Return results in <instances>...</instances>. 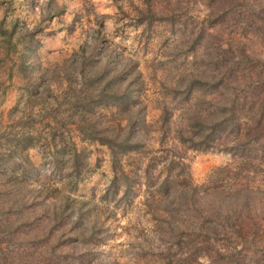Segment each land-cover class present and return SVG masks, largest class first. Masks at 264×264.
Returning a JSON list of instances; mask_svg holds the SVG:
<instances>
[{
	"label": "rangeland",
	"instance_id": "obj_1",
	"mask_svg": "<svg viewBox=\"0 0 264 264\" xmlns=\"http://www.w3.org/2000/svg\"><path fill=\"white\" fill-rule=\"evenodd\" d=\"M263 100L264 0H0V264H264Z\"/></svg>",
	"mask_w": 264,
	"mask_h": 264
},
{
	"label": "trees",
	"instance_id": "obj_2",
	"mask_svg": "<svg viewBox=\"0 0 264 264\" xmlns=\"http://www.w3.org/2000/svg\"><path fill=\"white\" fill-rule=\"evenodd\" d=\"M206 80H207V78H206ZM208 82L210 83V81H208ZM217 82H218V80L217 81H214L213 83L214 84H217ZM262 98H263V96H262ZM231 104H233V103H231ZM231 109H232V106H228L227 105V101H224V102L221 101V103L215 108L216 113H213L212 115H214V114H217L218 115V118L217 117L215 118V119H217L216 122H218V123H224V121H225V124H227V126L231 127L232 126V122L234 123L233 117L235 115L234 112H231ZM211 113H212V111L206 113V116L209 115V114H211ZM197 118H200V117L196 115V117L194 118L195 119L194 120L195 122H196Z\"/></svg>",
	"mask_w": 264,
	"mask_h": 264
}]
</instances>
